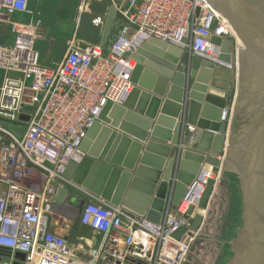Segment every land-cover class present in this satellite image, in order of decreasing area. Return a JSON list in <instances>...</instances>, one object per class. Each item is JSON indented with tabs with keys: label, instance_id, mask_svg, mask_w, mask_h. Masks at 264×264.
Listing matches in <instances>:
<instances>
[{
	"label": "water",
	"instance_id": "95a60500",
	"mask_svg": "<svg viewBox=\"0 0 264 264\" xmlns=\"http://www.w3.org/2000/svg\"><path fill=\"white\" fill-rule=\"evenodd\" d=\"M207 2L234 34L210 38L219 60L231 67L154 37L124 52L136 62L133 88L122 104L105 103L79 144L82 159L69 161L62 177L160 224L201 168L211 166L220 175L216 187L207 181L199 199L205 218L185 215L187 224L171 233L187 243L203 223L180 264H264V0ZM116 20L129 24L110 4L101 46ZM8 127L17 136L22 132ZM71 196L68 187L57 186L52 211L60 213L56 204ZM83 204L75 202L77 209Z\"/></svg>",
	"mask_w": 264,
	"mask_h": 264
},
{
	"label": "built area",
	"instance_id": "2783aa9c",
	"mask_svg": "<svg viewBox=\"0 0 264 264\" xmlns=\"http://www.w3.org/2000/svg\"><path fill=\"white\" fill-rule=\"evenodd\" d=\"M33 1L0 0V26L12 35L11 44L0 42V264H180L194 237L183 243L171 233L187 224L185 215H193L207 179L220 175L211 166L201 168L160 224L90 196L79 222L102 236L91 261L50 230L52 197L57 186L76 187L62 173L69 161L82 159L79 144L105 103L122 104L133 88L136 62L124 52L154 37L224 64L210 38H234L229 24L207 0H123L120 11L129 24L122 23L108 48L72 38L58 64L48 67L34 47L43 36L40 21L11 19L14 12H30ZM86 1L79 0V13ZM10 125L21 127V134Z\"/></svg>",
	"mask_w": 264,
	"mask_h": 264
},
{
	"label": "rangeland",
	"instance_id": "374dc122",
	"mask_svg": "<svg viewBox=\"0 0 264 264\" xmlns=\"http://www.w3.org/2000/svg\"><path fill=\"white\" fill-rule=\"evenodd\" d=\"M78 4L79 0H40L32 8L30 7V12H27V15L30 16L29 20L21 19L17 15L11 14V19L13 20L22 22H29L31 20L33 22L40 21L43 36L39 38L40 41L36 42L35 49H37L39 43L45 45L43 54L39 60L45 66H53L51 60L48 64L42 61V58L47 56L45 50L47 46H49L51 57H53L55 54L65 51L68 41L72 38L77 42L97 44L109 5L113 4L118 9H121L124 2L123 0H87L86 6L80 13L78 12ZM2 28L3 26H0V34L4 35L5 33H2ZM5 31L7 32L6 27ZM8 36L12 37L10 33H8ZM7 41L9 42L8 44L12 43L10 42L11 38ZM213 172L215 175L220 174L219 170ZM218 178L214 181V187H216ZM51 217L58 218L56 215H52Z\"/></svg>",
	"mask_w": 264,
	"mask_h": 264
},
{
	"label": "crops",
	"instance_id": "0c3cea01",
	"mask_svg": "<svg viewBox=\"0 0 264 264\" xmlns=\"http://www.w3.org/2000/svg\"><path fill=\"white\" fill-rule=\"evenodd\" d=\"M40 0H36L31 2L30 7L32 8L35 4H37ZM12 14L17 15L18 18L21 19H25V20H29L30 16L27 15V13H20V12H14ZM32 18V17H31ZM32 21V20H31ZM122 23L120 21H115L113 27L111 28L109 35L105 41V43L102 45L104 46V48H108L112 42L114 41V39L116 38V36L118 35L120 29L122 28ZM5 25H3L2 33H5L4 35L0 34V42L1 43H7L9 38H12L10 36H8V28L7 32L5 31ZM102 30V29H101ZM5 31V32H4ZM102 32V31H101ZM100 37H101V33H100ZM45 38L47 39V37L45 36ZM43 39V38H42ZM40 41V39L38 38L35 41L34 47L36 45V42ZM100 41V38H99ZM98 41L97 44H99L100 42ZM79 44H86V43H82V42H77ZM100 45V44H99ZM67 47V45H66ZM45 48V45L39 43L37 46V51L39 52V59L41 57V55L43 54V49ZM46 57L42 58V61L46 64L49 63V61L51 60V62L53 63V66H55L56 64H58V62L61 60L62 56L64 55L65 51H63L62 53H57L55 54V56L51 57L50 53H49V46L46 47ZM221 94V93H219ZM193 128V127H191ZM194 129V128H193ZM194 134H197V130L194 131ZM206 166V165H205ZM69 188V190L71 191L72 196L68 197L66 200H64V202L61 205H57L56 206H60V213H56L53 212L52 210V215H56L58 218H52L50 216V224H49V228L50 230L55 233L58 234L62 237H64L67 241V243L72 247L74 254L86 261H91L93 259V257L95 256L98 248L100 247L101 244V239L102 236L101 234L95 232L94 230H92L90 227L83 225L79 222V214H80V210L81 209H77L75 202L78 200L79 202L85 203L86 201H88L90 199V195L86 194L81 188L78 187H73V186H66ZM54 203L53 206L54 207ZM75 206L76 210H74L75 208H73ZM175 208H171L169 210L168 214H172L174 213ZM194 213L199 212L203 215V219L205 218L204 215V211H200L197 208H195V210H193ZM193 213V214H194ZM203 225V223H202ZM201 225V227H202ZM200 227V229H201ZM199 229V231H200ZM199 231L197 233H195L194 238L198 235ZM193 238V239H194ZM126 264H141V262H137L135 260L132 259H128L126 261Z\"/></svg>",
	"mask_w": 264,
	"mask_h": 264
},
{
	"label": "bare ground",
	"instance_id": "6f19581e",
	"mask_svg": "<svg viewBox=\"0 0 264 264\" xmlns=\"http://www.w3.org/2000/svg\"><path fill=\"white\" fill-rule=\"evenodd\" d=\"M80 6H79V4H78V12L80 11V8H79ZM82 9H83V7L81 8V11H82ZM79 15V14H78ZM225 64V63H224ZM205 168H208V165H206L205 166ZM208 177H206L205 179H207ZM210 178V177H209ZM209 178L207 179V180H209ZM205 214H206V212H205Z\"/></svg>",
	"mask_w": 264,
	"mask_h": 264
},
{
	"label": "trees",
	"instance_id": "16d2710c",
	"mask_svg": "<svg viewBox=\"0 0 264 264\" xmlns=\"http://www.w3.org/2000/svg\"><path fill=\"white\" fill-rule=\"evenodd\" d=\"M234 236V232L232 233V236L231 237H233ZM226 248H228V245H226L225 246ZM230 255V253L227 251V255L225 256L226 258L228 257ZM226 259H224L223 261H225Z\"/></svg>",
	"mask_w": 264,
	"mask_h": 264
}]
</instances>
